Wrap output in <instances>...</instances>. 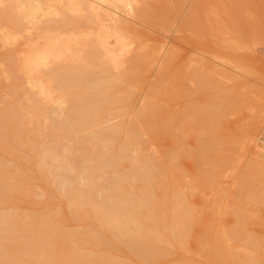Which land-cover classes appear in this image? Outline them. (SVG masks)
<instances>
[{"label":"bare ground","instance_id":"obj_1","mask_svg":"<svg viewBox=\"0 0 264 264\" xmlns=\"http://www.w3.org/2000/svg\"><path fill=\"white\" fill-rule=\"evenodd\" d=\"M140 3L141 0H0V44L9 45L20 41V48L17 50L16 57L13 55V58L10 55L12 58H8L6 68L2 69L0 75L3 73L5 77L10 75L13 78L14 84L8 87L12 97L16 98L20 94V90H24L28 97L25 96V99L30 100L25 108H22L23 102L22 105H20L21 102L20 104L17 102L18 107L21 106L17 108L14 105L12 107L5 99L7 105L0 108V204L7 199L21 198L20 187L23 185L22 183L26 182L21 183L17 177L19 169L15 170L16 167H12L14 170L10 169L9 163L7 164L2 154L13 153V155H18V158L27 162L31 161L33 157L29 160L28 155L18 153L25 145L32 149V154L33 150L38 149L40 140L37 141V139L44 133L47 125L46 121L42 119V115L48 107H51L52 111L50 108L49 111L54 114L61 112L60 115L62 116L54 118L52 114V118L48 120L45 118L50 125L48 133L51 137L48 138L52 140L48 145L49 141L46 142L47 139L45 140V152L39 161L40 171L42 173L50 171L57 177L60 196L64 199L63 201L68 202V206L71 208L67 216L62 215L60 208L56 210L59 202L55 204L54 211L48 209L49 212H42L43 210L38 211L40 213L33 211L23 213L17 210L1 212V209L0 264H133L123 261L117 256L119 245L114 241V237L119 238L117 240L124 244V251L131 257L133 256L135 258L133 260L139 258L143 261L155 260V262H159L156 260L163 258V251L166 249L161 246L160 242L165 241L164 243H166L167 241V243L183 248L188 253L197 250L196 252H199L208 264H264V236L250 235L249 244L250 247L255 248V252H251L253 254L249 252L246 260H241L236 254L237 251L228 245V240L231 238L229 229L218 228L214 231L205 228L202 230L200 246L195 249H191L194 246L188 247L189 236H191L190 233L192 234L190 231L193 218L192 215L190 217L187 215L190 207L187 203L185 204L186 201L183 202L179 192L172 187L175 185L173 183L176 182L174 179L179 175L174 176L176 172L174 169H177L178 166H175L174 169L170 168L176 163L174 161V164L171 163L172 159H170L169 164L166 160L163 161L168 164L167 166L163 162L162 164L156 163L154 157L149 156V154L137 153L135 158L127 161L126 155L128 154H125L124 151L127 144L129 146V143L132 142V134L131 138L127 136L124 145H121L119 150H114L115 148L113 147V149L112 146L110 151L108 150L109 152H101V148L96 150V147L94 152L88 150V146H91H87L89 142H94L98 146L101 143H113L117 140L115 132L120 131L121 126L107 128L108 130L104 132L91 130L92 132L89 131L91 132H88L89 134H80L82 131L85 132L86 129L102 123L106 112H116L115 110L122 107L121 110L128 113L124 109L134 100L132 99L134 97L132 87L138 86L141 78L142 80L144 78L142 77L143 74L140 75L138 71L135 75H132L134 73L131 72L130 75H127L129 72L125 71L126 73H123L124 76L121 77L118 76V72L117 75L110 73V71L125 67L130 61H133V66L134 64L141 66L140 63L143 64L142 59L147 61L141 68L145 70L149 63L155 61L156 56L163 49L162 45L159 47L160 51L158 47H153L144 54L139 53L140 51L137 49L138 54L136 55L137 52L134 49L135 57L131 60L130 54L136 41L134 37L138 36V31L135 33L136 35L134 34L135 28L132 26L134 23L132 25L130 23L131 18H146L150 22L152 19H156L158 21L156 24L162 21L147 14L146 5L148 4L144 6V3H141L142 5ZM148 21L146 20L147 23ZM159 25L162 26V24ZM140 31L142 32V30ZM236 31L233 36L234 41L238 43V46L240 43L245 44L246 37L238 30ZM138 46L142 47L141 51L144 50L142 44ZM140 60L142 61L140 62ZM132 68L130 66L129 70L132 71ZM18 69L23 70V74L26 75L25 78L17 73ZM161 69L160 67L159 70ZM220 70L225 71L226 69ZM163 75L162 73L159 77L157 87L153 85L154 88L151 90L153 97L157 96L161 101L172 91L170 87L165 88L163 86L165 83ZM165 75L167 76V74ZM118 77L123 80L122 83L126 82V84L122 86L117 84ZM199 77L203 76L199 75ZM206 81V79H202V84L210 87V83ZM214 84L219 86V83L215 82ZM214 84H212L213 87ZM220 84L222 85L221 82ZM150 99L149 97V102L145 104L142 113L140 112L138 116L141 114L143 120L154 124L152 125L154 131L164 134L170 125L167 121H170L171 117L165 120L163 108L165 105L156 104ZM15 100L13 101L15 102ZM161 101L158 99L159 103ZM12 104L14 103L12 102ZM200 111H202V107ZM123 114L125 113L123 112ZM212 116L216 117L215 114ZM41 119L46 123L44 127L41 124L43 122ZM215 121L205 125L206 136L202 142L203 158L215 161L219 167H223L226 163L225 148L227 147H225L226 143L223 138L219 136V125ZM30 124L34 125V132L32 133L39 135V137L27 138L26 136L24 138V134L28 133L26 130ZM63 136L69 139V142L66 141L67 145L61 143ZM64 139L66 140V138ZM63 142L66 144L65 141ZM70 142H77L78 145V149L75 148L78 150L77 156H74L75 159L69 158L68 144L70 145ZM105 146L107 147V145ZM37 160L39 159L37 158ZM53 160L57 162L54 161L53 163ZM124 161L128 162L127 166L119 169V163ZM74 163H76L74 169H77L78 175H75V178L73 176L72 179L73 173L70 172L72 174L68 175V172L71 169L70 164L73 165ZM28 164L30 165V163ZM101 165L105 169H111L114 174L112 177L105 178L107 182L105 192H101L99 186L96 188V183H94L95 173ZM250 173H248L247 178L248 195L256 199L262 196L264 183L261 186L255 185L256 179L253 180V173ZM27 176L28 174L25 173L24 177ZM136 179L144 182L143 194L138 195L129 191L127 184ZM78 180H81L83 186ZM157 183L164 186L162 196L154 193ZM54 191L49 192V194L51 193L49 196L56 199L59 194ZM46 200L49 201V198ZM64 220H87V222L89 220L92 229L87 232L78 231L79 228L72 230L71 227L70 230H65L61 227L64 225ZM232 233L237 239L240 238V232L232 231ZM86 242L95 244L96 249L89 250L91 246L86 248L84 245ZM207 262H198L193 258L170 264H207Z\"/></svg>","mask_w":264,"mask_h":264},{"label":"rangeland","instance_id":"obj_2","mask_svg":"<svg viewBox=\"0 0 264 264\" xmlns=\"http://www.w3.org/2000/svg\"><path fill=\"white\" fill-rule=\"evenodd\" d=\"M141 3H144V6L148 4L146 5L148 15L155 16L163 22L161 21V23L156 24L158 22L156 19H152L151 23L150 20L148 21L146 18H131V25L133 23L135 24L132 25L133 28H135L134 34L138 31V36L134 37L136 41L134 42L135 44L133 43V51L130 54L131 60L138 54V51L144 54L145 52L147 53L149 49L151 50L153 47L159 48L161 45L163 49L157 48L159 51L161 50L160 53H158L156 49L157 51L155 52H157L158 55L155 61L151 64L149 63V66L145 70L141 68L144 62L146 63L147 61L146 59H142L143 64H141L142 60H140L141 63L139 62L141 66L138 64H134L133 66V61H130V63L128 62L125 65L126 68L123 66L117 70L110 71L112 74L116 73L118 75L119 73L118 76L120 77L126 72H129L127 75H130V72L134 73L132 75H135L137 71L140 75L143 74L142 77L144 78L143 80L141 78L139 82L140 85L138 84L139 87H132V90H134L132 91L134 93L132 99L134 100H132L130 104L133 105L130 106V104H128L131 108L127 106V108L124 109L128 111V113L121 110L122 107L115 110L116 112H106L102 123L93 128L86 129L85 132L82 131L80 134L86 135L91 130H94V132L97 130V132H104L111 127L121 126V130L115 132V134H117V140L113 143H101L98 146L94 142H89L87 146H91H88V150L94 152L98 150V148H101V152H107L108 150L110 151L111 146L115 148H113L114 150H119V147L124 145L127 136H130V138L133 136L131 138L132 142L129 143V146L127 144L126 150L124 151L125 154H128L126 155L128 158H126L127 161L135 158L137 153H142L153 156L156 163L159 164H162L165 160L169 164L170 159H172L171 163L173 161L176 162L177 164L175 163V165L172 166L173 168L170 167L174 169L175 166H178L177 169H174V171L176 170L174 176L177 177L176 175L179 174L178 177L174 179L176 182L173 183L175 185L172 187L179 192L180 198H183V202L186 201L185 204L187 203L190 207L188 208L187 215H189L188 217L192 215L191 217L193 218L190 231L192 234L190 233L191 236H189L190 241L188 240V247L194 246L191 249H195L200 246L202 230L205 228L213 229L214 231L218 228L224 230L229 229V236L231 238L228 240V245L234 249V251L240 252H236V254H238L241 260H246L249 252L250 254L255 252V248L252 246L250 247L249 244L251 236H264V191L261 197L255 199V197L248 195L247 189V178L250 172V174L253 173V180L256 179L254 181L255 185L261 186L264 183V0H141ZM141 3L140 5H142ZM139 8H142V6H139ZM207 9H213V12ZM209 12H211V14H209ZM205 15L209 16L207 17ZM237 21L238 23L236 24ZM159 24H162V26ZM140 30H142V32ZM236 30L246 37L245 44L240 43L238 46V43L234 41L233 36L237 32ZM139 31L141 32L140 34ZM19 42L20 41L9 45L0 44V72H2V69L6 68L8 58H12L13 55L16 57L18 53L17 50L20 48ZM139 44H142L144 48L143 51H141L142 47L138 46ZM134 49L137 53H135ZM137 49L139 50L137 51ZM10 55H12V57H10ZM130 66L133 67L132 71H130L131 69L129 70ZM160 67L162 68L161 70H159ZM219 68L226 70L221 71ZM19 70L21 69H18L17 73L25 78L26 75H24L25 73L23 74V70ZM162 73L164 74L163 77L165 82L163 86H165V88L170 87L172 91L161 101L159 97H153L151 90L154 88L153 85L157 87L158 79ZM165 74H167L168 77ZM199 75L203 77H199ZM120 77H118L116 82L122 86L126 84V82L122 83L121 81L123 80ZM209 78L210 80H208ZM202 79H206V82L210 83V87L203 85ZM214 81L219 83V86L214 84ZM12 84H14L13 78L10 75L5 77L3 73H1L0 108L6 106L7 101L11 106L14 105V107L17 108H20V105L24 103L25 105L23 104L22 108H25L26 105L28 106L30 103V100L25 99L26 95L24 90H20V94L16 98H14V96L12 97L11 90H8V87H11ZM212 84H214V87ZM150 93L151 95H149ZM149 97L151 98V102L158 103L162 106L165 105L163 107L165 110V120L171 117L170 121H167L170 125L167 127L164 134L154 131L152 128L154 124H150L146 120H143L141 114L138 116L140 112L142 113L145 104L149 102ZM158 99L161 101L160 103ZM13 100H15V102ZM12 102L14 104H12ZM17 102L18 104L21 102L19 105L20 107H18ZM201 107L202 111H200ZM49 108L52 111V108L48 107V112L46 111L42 115V119L46 121L47 125L41 119L43 121L41 124L43 127L46 125V129H44V133L41 135V137L43 136L42 139H40L41 137L37 139V141H41H39L40 144L38 146L40 150H33L32 154V149L25 145L27 149L24 146V148L22 147L20 150L21 152L18 153L28 155L29 160L33 157L31 161L27 162L18 158V155H13V153L2 154L7 164L9 163L8 167H11L10 169L14 170L12 167H16L15 170L19 169L17 177H19L21 183L23 181L26 182L22 183L23 185L21 184L23 187H20L21 190L19 193L22 194L21 198L17 197V199H7L1 202V212L11 210H17L23 213H31L32 211L41 212L42 210V212H49L55 209V204H58V202L59 204L56 206V210L60 208L63 216H67L71 211L68 202H66V200L63 201L64 199L60 196L57 177L50 171H46L45 173L40 171L39 161L44 155L45 144L48 141L47 145L50 144L52 140L48 138L51 136H49L50 134L48 133V127H50V125L47 120L52 117L60 118L62 116L60 115L61 112L54 114L49 111ZM133 111L134 113L136 111V113L134 114ZM123 112L126 115L123 114ZM213 114L219 117L216 119L215 116H212ZM213 121L218 123L219 136L223 138L226 143L225 147H227L225 148L226 163L223 167H219L215 161L203 158L202 142L206 136L205 125ZM30 125L26 130L28 133L24 134V138H26V136L27 138H34V136L35 138L39 137V135L32 133L34 132V125ZM64 138H66V140ZM62 140L65 141V143L66 141L69 142V139L65 136L62 137ZM62 140L61 143L67 145V143L64 144ZM133 140L135 141L134 143ZM70 143L71 146L68 144L70 152L69 158L73 157L75 159L74 156L78 154V150H76L78 149V145L77 142ZM42 144L44 145L42 146ZM74 145H76V147H74ZM105 145H107V147ZM95 147L97 148L96 150ZM102 147H105L104 150ZM36 157L39 160H37ZM159 157L160 159H158ZM73 158L72 160H74ZM54 161L55 163L57 162L53 160V163ZM166 162H163V164L168 166ZM25 163L26 165H24ZM28 163H30V165ZM71 164L68 175L73 173L71 178L73 176V178H75L78 175L77 169H74L76 163L73 165ZM127 164L128 162L126 161L121 164L119 163L118 168L123 169ZM102 166L103 165L98 169V174L97 172L95 173L94 183H96V188L99 186L101 189L103 188L102 190L100 189V191L105 192V187L107 185L106 179L109 178V176L112 177L114 174L111 169H105V167ZM25 173H27V177H29L27 180H24L27 178L24 177ZM156 180L158 181L159 179ZM80 181L81 180H78L82 185ZM132 183L127 184L129 191L135 192V194L138 195L143 194V180L136 179ZM24 190L26 191L24 192ZM51 191L57 192L56 194H59V196L56 199L52 198V196L50 197L49 195H51V193L49 194V192ZM19 193L17 194L20 196ZM154 193L162 196L164 194V186L157 183L154 188ZM46 196L49 198V201L46 200L48 199ZM62 203L64 204L61 206ZM48 209L49 211H47ZM89 222V220L88 222L87 220H64L63 223L65 226L60 225L65 230L71 227L72 230H78L77 228H79L78 231L87 232L92 229L91 223ZM232 231L240 232V238L238 237L237 239ZM117 239L119 238L114 237V241L119 245L117 256L121 260L133 264H170L183 259L188 260L193 258L198 262H207L199 252H196L197 250H192V252L188 253L183 248L167 243V241L166 243H164L165 241L163 243L160 242L161 246L167 250L163 248V258L156 260L159 262H155V260L151 262L143 261L139 258L133 260L135 258H133V256L131 257L130 254H126L127 252L124 251L123 247L124 244ZM84 245L86 248L91 246L89 250H93V248L96 249L95 244L92 242H86Z\"/></svg>","mask_w":264,"mask_h":264}]
</instances>
